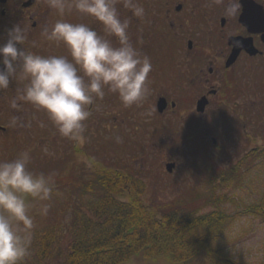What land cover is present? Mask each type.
<instances>
[{"label": "rangeland", "instance_id": "rangeland-1", "mask_svg": "<svg viewBox=\"0 0 264 264\" xmlns=\"http://www.w3.org/2000/svg\"><path fill=\"white\" fill-rule=\"evenodd\" d=\"M133 27L137 26L133 24ZM261 60L251 69H235L243 70L245 77L229 79L227 91H223L230 94L229 100L223 93L211 96L212 103L204 114L192 111L202 90L195 86L189 93L179 91L182 79L152 80L153 88L146 98L144 113L139 111V104L125 107L116 94L109 95L105 89L107 95L96 99L98 107L91 116L96 122L94 126H86L87 142L82 148L60 136L50 121L47 127L35 125L25 130L21 134L25 141L7 148L5 151L9 153L2 149L0 161L14 160L29 151L30 171L54 174L57 186L49 204L50 208L62 210V222L67 226L75 218L73 205L84 207L95 201L93 195L81 189L79 182L91 183L101 172L121 171L139 180L142 198L151 207L184 202L198 203L205 212L223 210L233 220L222 239L228 253L250 264H264V219L248 210L264 197V160L253 155L246 158L252 150L262 151L264 147V63ZM216 81L218 88L221 79ZM162 94L178 103L175 112L160 116L156 106ZM40 119L49 121L48 116ZM116 137L120 138L119 142ZM12 141L2 138L1 142L12 145ZM78 153L95 157L97 164L87 167ZM244 158L240 170L231 175L232 168ZM169 160L175 164L172 173L166 169ZM220 165L227 174L225 182L208 176ZM40 208L41 202L30 201L34 221L41 216ZM48 217L49 213L43 217L44 222ZM129 264L170 263L136 257ZM191 264L211 263L201 258Z\"/></svg>", "mask_w": 264, "mask_h": 264}, {"label": "clouds", "instance_id": "clouds-1", "mask_svg": "<svg viewBox=\"0 0 264 264\" xmlns=\"http://www.w3.org/2000/svg\"><path fill=\"white\" fill-rule=\"evenodd\" d=\"M224 4V14L237 17L240 0H216ZM48 7L61 17L51 29L42 32L48 41L63 44L65 56H43L24 47L27 29L15 25L7 32V42L0 45V92L14 81H25L16 90L10 107L19 110L21 102L45 112L60 136L82 148L87 142L88 108L103 99L105 89L116 94L125 107L141 103L150 95L151 60L141 55L131 43L130 21L121 19L117 4H122L136 18L145 15L139 0H46ZM75 11L101 23L106 34L114 36L113 46L86 24L63 19ZM15 124V119L12 121ZM44 125L42 124L41 127ZM116 142L120 141L116 137ZM46 151V150H45ZM89 168L95 157L78 153ZM31 154L24 151L14 160L0 161V264H25L30 255L31 236L35 228L30 201L41 202L39 214L46 216L54 193V174L29 170Z\"/></svg>", "mask_w": 264, "mask_h": 264}, {"label": "flooded vegetation", "instance_id": "flooded-vegetation-1", "mask_svg": "<svg viewBox=\"0 0 264 264\" xmlns=\"http://www.w3.org/2000/svg\"><path fill=\"white\" fill-rule=\"evenodd\" d=\"M249 1L261 6L264 11V0ZM139 3L146 10L142 18L134 17L122 4L118 3L117 9L122 20L130 21L128 35L131 43L141 55H146L151 60L152 70L149 74L148 87L153 88L151 81L154 79H182L179 91L186 93L197 86L202 93L200 92L192 111L197 112V103L202 98H208L209 106L213 99L211 96L226 94L224 92L227 91L225 87L229 79L245 77L243 70L235 69H251L257 65L260 58L264 63L263 35L249 32L241 21L246 12V0H240L237 17L225 15L224 4L217 3L216 0H139ZM60 19L59 14L48 7L46 0H0V45L7 42L8 30L19 24L27 29L28 38L24 45L26 49L43 56H65L71 60L68 49L62 43L57 45L42 36L45 28L51 29V26ZM63 19L71 23L86 24L108 39L113 46H119L117 38L106 34L103 25L90 16L81 15L73 10ZM133 24L137 27H133ZM231 37L251 38L253 45L261 54L252 56L248 51L242 50L236 62L231 67H227L233 51V47L229 44ZM216 79H221L218 88L214 84L217 82ZM221 82H223V90ZM24 83L26 82L14 81L9 89L0 92L1 153L2 149L9 153L10 151H5L7 148L12 149V146H18L25 141V137L21 136L25 130L29 131L35 125L42 124L47 127L50 122L40 119L47 114L30 103L21 102L19 110L10 107L16 90L22 89ZM106 93L113 94L108 91ZM223 97L225 98L224 95ZM161 98L166 99L167 108L163 113H159L156 106L160 116L178 109V103L174 99L162 94L159 95L158 101ZM139 106V111L144 113L146 99L139 103ZM97 107L96 100L93 105L88 106L91 116L95 115ZM91 116L86 121L87 127L94 126L96 122ZM13 119L15 124L12 123ZM2 138L14 139V142L12 141V145L3 144ZM30 142H33V138ZM167 163L172 161L169 160Z\"/></svg>", "mask_w": 264, "mask_h": 264}, {"label": "trees", "instance_id": "trees-1", "mask_svg": "<svg viewBox=\"0 0 264 264\" xmlns=\"http://www.w3.org/2000/svg\"><path fill=\"white\" fill-rule=\"evenodd\" d=\"M252 155L264 160V147L246 158ZM246 158L232 168L231 175ZM215 170L208 176L225 182L224 167ZM138 182L121 171L101 172L91 183L79 182L95 201L84 207L73 205L71 226L62 222V210L53 206L46 222L44 216L38 217L25 264H129L136 257L170 264H191L201 258L211 264H250L232 257L222 244L233 223L226 212H205L198 203L184 202L151 207L143 200ZM248 210L264 219V197Z\"/></svg>", "mask_w": 264, "mask_h": 264}, {"label": "water", "instance_id": "water-1", "mask_svg": "<svg viewBox=\"0 0 264 264\" xmlns=\"http://www.w3.org/2000/svg\"><path fill=\"white\" fill-rule=\"evenodd\" d=\"M246 12L242 16L241 21L243 22L244 26L249 30L251 33H261L264 38V11L263 8L256 3L246 0L245 3ZM229 44L233 47L232 54L228 60L227 67H231L237 60L240 52L242 50L248 51L252 56L258 55L260 52L255 46L251 38L244 39L241 37H231L229 39ZM209 104V100L207 97L202 98L197 103V112L200 114H204L206 108ZM158 111L159 113H163L167 108V101L164 98H161L158 101ZM214 144L216 140L213 141ZM175 168L174 163H169L166 166V169L169 173H172L173 169Z\"/></svg>", "mask_w": 264, "mask_h": 264}]
</instances>
